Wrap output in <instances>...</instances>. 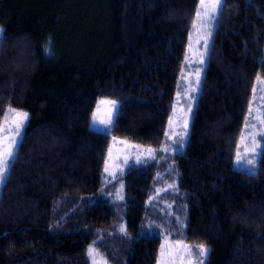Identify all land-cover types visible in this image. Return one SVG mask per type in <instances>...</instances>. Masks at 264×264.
I'll return each mask as SVG.
<instances>
[{
	"label": "trees",
	"instance_id": "16d2710c",
	"mask_svg": "<svg viewBox=\"0 0 264 264\" xmlns=\"http://www.w3.org/2000/svg\"><path fill=\"white\" fill-rule=\"evenodd\" d=\"M199 0H0V122L28 119L0 191V264H157L146 217L157 158L129 166L126 231L104 186L112 137L160 149ZM47 49V52L45 51ZM256 76L264 78V0H224L190 133L174 153L181 226L206 264H264V138L256 171L234 166ZM101 97L119 101L111 133L90 127ZM183 223V225H182ZM177 225V226H176Z\"/></svg>",
	"mask_w": 264,
	"mask_h": 264
},
{
	"label": "rangeland",
	"instance_id": "374dc122",
	"mask_svg": "<svg viewBox=\"0 0 264 264\" xmlns=\"http://www.w3.org/2000/svg\"><path fill=\"white\" fill-rule=\"evenodd\" d=\"M194 20L196 21V27L193 28L192 26L189 32L188 45L186 48V52L183 59V65L178 78L175 101L168 122V137H166V143L160 149H155L153 147L145 146L140 143L126 140L124 138L115 136L112 137L110 145L108 147V152L104 165L103 181L105 182V184L99 190L98 193L85 197L86 204H93L98 201H110L112 203V207L114 208L118 216L117 231L120 234H124L125 232L122 233L120 231L122 225L126 230V222L123 207V203L125 202V194L124 184L121 180V177L127 171L129 166L133 164H140L137 163L138 157L144 161L153 160L151 158H148L147 150H156L155 158L158 159L159 165L160 167H162V169L155 176L153 193L150 197L151 199L149 198L148 200L149 212L146 217V226L148 227L150 232L153 231L152 227H160V229L157 230V233L162 236L161 246H165L164 254L162 255L161 247L158 256V261H161L162 264H197V261L200 259L199 248L201 245H203L172 239L171 234L173 231H167V229H164V225L171 226L173 224H177L178 226H181V207L179 199H177L179 198V174L177 172L172 155L174 153L182 152L188 140L190 126L194 115V109L200 93L204 70L206 68L207 54L210 48L211 36L215 27V23L217 21L215 20L212 22H208L207 27H205V23L207 22L206 18L202 17L201 19H197L195 14ZM1 34L2 31H0V37ZM205 40L208 41L207 46L205 45ZM198 71L200 74L199 84H197L196 75ZM254 88L255 93L253 92L250 101L251 114L249 105L248 114L245 118L244 127L237 144L236 154L234 158V166L236 168L248 171L250 173H254L256 171L261 150L263 147L264 124H262L260 120L261 115L264 114L263 77L256 76ZM193 89H195V91H193ZM112 101L116 102V107L114 109L115 120L119 107V101L108 97H101L96 102L93 114L95 113L97 115L98 120L108 119L109 110L112 108ZM11 110H15V112L20 113H27L26 111L18 109L16 107H9L6 111L10 113L8 115L9 121L15 118V112ZM93 114L90 121V127L94 130H98L104 133H111L114 120L110 128L105 129L104 126L99 123L93 124ZM4 119L5 116L2 121H4ZM185 119H187L188 122L187 137L183 142V147H181V134L185 131ZM26 122L27 120L25 121L24 126L21 130L20 140ZM5 127H8V125H5ZM165 146L168 147L167 151L163 150ZM238 152L240 155L239 163H237ZM248 160H253V164L249 165ZM106 161L107 167L109 169L108 173L105 172ZM8 171L3 180H0V191L6 179ZM121 185H123V188H121ZM118 193L123 196V199L118 198ZM184 246H186L187 249H190V251H187ZM203 246L208 249L206 245ZM95 250L98 253V255L95 256L97 264H105V262L106 264H112L96 248ZM207 257L208 254L204 258V264H206ZM90 259L93 264L94 258L90 256Z\"/></svg>",
	"mask_w": 264,
	"mask_h": 264
},
{
	"label": "snow or ice",
	"instance_id": "6c2138e0",
	"mask_svg": "<svg viewBox=\"0 0 264 264\" xmlns=\"http://www.w3.org/2000/svg\"><path fill=\"white\" fill-rule=\"evenodd\" d=\"M223 3H224V0H199V5L196 10L197 19H201L202 17L206 18L207 22L205 23V27H207L208 22L217 20L218 15L221 12ZM195 27H196V21L194 20L193 28ZM0 31H2V29H0ZM190 36H191V33H190ZM207 43L208 41L205 40L206 46H207ZM45 51L47 52V49H45ZM196 75H197V84H199L200 82L199 71L197 72ZM193 91H195V89H193ZM253 92L255 93V88L253 89ZM111 104H112V108L109 110L108 119L98 120L97 115L94 113L93 114V124L99 123L103 125L105 129L110 128L114 120V109L116 107V102L112 101ZM189 110H190V106H189ZM11 111L15 112V110H11ZM9 114L10 113L6 112L4 121L0 122V180H3V178L5 177L8 171V168H9V164L11 160L14 158L16 147L18 143L20 142L21 130L24 126L25 121L28 118L27 113L15 112V118L9 121L8 120ZM250 114H251V103H250ZM260 120H261V123L264 124V114L261 115ZM170 124H171V119H170ZM5 125H8V127H5ZM246 126H247V123H246ZM187 127H188V122H187V119H185V122H184L185 131L181 134V147H183V142L187 137ZM165 136L168 137L167 132H165ZM163 150L167 151L168 147L165 146ZM147 151H148V158L154 159L156 150L148 149ZM142 162H145V161L141 160L138 157L137 163H142ZM239 162H240V155L238 152L237 163ZM248 164L252 165L253 160H248ZM105 172L106 173L109 172V169L107 167V161H106ZM121 188H123V185H121ZM118 198L123 199V196L118 193ZM120 231L122 233L126 231L123 225L121 226ZM161 247H162V255H163L165 251V246L162 245ZM184 247L187 251H190V249H187L186 246ZM88 252H89V255L94 258L93 264H97V261L95 260V256H97L98 253L96 252L95 248L93 246H90L88 249ZM207 254H208V249L205 246L201 245L199 248L200 259L197 261V264H204V258L207 256ZM158 264H162V262L158 261Z\"/></svg>",
	"mask_w": 264,
	"mask_h": 264
}]
</instances>
